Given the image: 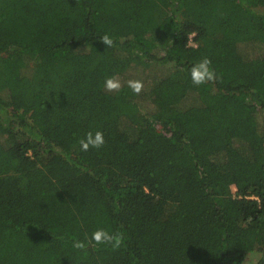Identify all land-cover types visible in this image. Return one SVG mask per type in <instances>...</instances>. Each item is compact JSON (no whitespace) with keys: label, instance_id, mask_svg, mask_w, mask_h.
<instances>
[{"label":"trees","instance_id":"obj_1","mask_svg":"<svg viewBox=\"0 0 264 264\" xmlns=\"http://www.w3.org/2000/svg\"><path fill=\"white\" fill-rule=\"evenodd\" d=\"M203 57L217 79L196 86ZM97 228L123 245L73 247ZM254 252L264 264V0H0V264Z\"/></svg>","mask_w":264,"mask_h":264},{"label":"clouds","instance_id":"obj_2","mask_svg":"<svg viewBox=\"0 0 264 264\" xmlns=\"http://www.w3.org/2000/svg\"><path fill=\"white\" fill-rule=\"evenodd\" d=\"M99 40L107 47H112L114 44L113 39L105 34ZM212 61L208 57H203L197 61L190 69V76L192 83L196 86L213 82L217 79L215 70L211 67ZM127 87L136 95L144 88L143 81L139 79H129L126 81ZM124 84L116 75L109 76L105 79L104 90L109 93H118L121 91ZM80 150L87 152L90 149H100L105 144L104 133L102 131H88L83 138L79 141ZM124 233L120 231L112 232L105 228H97L90 237H86L85 241L76 240L73 242V247L85 250L89 243L96 245L111 246L114 250H118L124 243Z\"/></svg>","mask_w":264,"mask_h":264},{"label":"rangeland","instance_id":"obj_3","mask_svg":"<svg viewBox=\"0 0 264 264\" xmlns=\"http://www.w3.org/2000/svg\"><path fill=\"white\" fill-rule=\"evenodd\" d=\"M143 22H144V20H140L138 22V26L141 24H144ZM260 259H261L260 254L254 252V253L249 254V257L244 264H259Z\"/></svg>","mask_w":264,"mask_h":264}]
</instances>
